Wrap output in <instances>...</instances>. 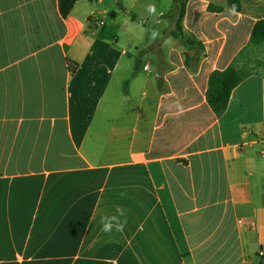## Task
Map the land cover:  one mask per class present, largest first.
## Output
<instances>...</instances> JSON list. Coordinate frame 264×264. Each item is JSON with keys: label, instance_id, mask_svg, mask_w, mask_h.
I'll return each instance as SVG.
<instances>
[{"label": "crops", "instance_id": "1", "mask_svg": "<svg viewBox=\"0 0 264 264\" xmlns=\"http://www.w3.org/2000/svg\"><path fill=\"white\" fill-rule=\"evenodd\" d=\"M176 1L0 0V264H261L264 74L207 91L264 0Z\"/></svg>", "mask_w": 264, "mask_h": 264}, {"label": "trees", "instance_id": "2", "mask_svg": "<svg viewBox=\"0 0 264 264\" xmlns=\"http://www.w3.org/2000/svg\"><path fill=\"white\" fill-rule=\"evenodd\" d=\"M187 2L188 0L176 1L177 18L175 30L171 35L176 39L195 45L183 30ZM227 2L229 7L232 10L234 9L233 11L240 12L242 10L241 0H227ZM209 10L221 12L223 8L210 5ZM262 46H264V19L255 24L249 45L235 57L231 65L225 70H216L210 75L207 102L217 117L225 114L232 92L252 75L250 71L246 70L244 66H240V64L245 58L249 60L250 57L254 56ZM261 264H264V258Z\"/></svg>", "mask_w": 264, "mask_h": 264}, {"label": "clouds", "instance_id": "3", "mask_svg": "<svg viewBox=\"0 0 264 264\" xmlns=\"http://www.w3.org/2000/svg\"><path fill=\"white\" fill-rule=\"evenodd\" d=\"M234 10V9H233ZM147 11L150 15L156 13V7L153 4L147 6ZM159 33L155 30L152 31V38L155 39ZM125 193H121V197L125 196ZM101 231L103 233L111 235L113 232L123 233L127 225V217L123 208L118 207L116 214L104 215L100 219Z\"/></svg>", "mask_w": 264, "mask_h": 264}, {"label": "rangeland", "instance_id": "4", "mask_svg": "<svg viewBox=\"0 0 264 264\" xmlns=\"http://www.w3.org/2000/svg\"><path fill=\"white\" fill-rule=\"evenodd\" d=\"M163 3L164 4L158 10L164 11L167 15L169 10L166 7L165 2ZM151 21H154V20H151ZM240 66H244V68L250 71L251 73H263L264 74V46L259 48L258 52L254 56L250 57L249 60L245 58L244 61L240 64Z\"/></svg>", "mask_w": 264, "mask_h": 264}, {"label": "built area", "instance_id": "5", "mask_svg": "<svg viewBox=\"0 0 264 264\" xmlns=\"http://www.w3.org/2000/svg\"><path fill=\"white\" fill-rule=\"evenodd\" d=\"M99 24H102V22H99ZM263 258H264V254H263Z\"/></svg>", "mask_w": 264, "mask_h": 264}, {"label": "water", "instance_id": "6", "mask_svg": "<svg viewBox=\"0 0 264 264\" xmlns=\"http://www.w3.org/2000/svg\"><path fill=\"white\" fill-rule=\"evenodd\" d=\"M190 55H192V54L190 53Z\"/></svg>", "mask_w": 264, "mask_h": 264}]
</instances>
